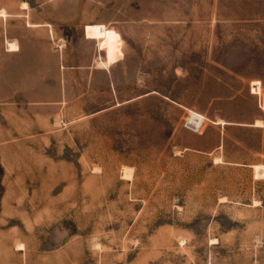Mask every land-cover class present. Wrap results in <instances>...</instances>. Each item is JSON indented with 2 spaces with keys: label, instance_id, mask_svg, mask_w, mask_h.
<instances>
[{
  "label": "rangeland",
  "instance_id": "374dc122",
  "mask_svg": "<svg viewBox=\"0 0 264 264\" xmlns=\"http://www.w3.org/2000/svg\"><path fill=\"white\" fill-rule=\"evenodd\" d=\"M29 10L51 38L13 56ZM99 52L113 85L69 66ZM236 74L264 82V0H0V264H264V85Z\"/></svg>",
  "mask_w": 264,
  "mask_h": 264
},
{
  "label": "crops",
  "instance_id": "0c3cea01",
  "mask_svg": "<svg viewBox=\"0 0 264 264\" xmlns=\"http://www.w3.org/2000/svg\"><path fill=\"white\" fill-rule=\"evenodd\" d=\"M27 16H28V23L25 25L27 27H36V28H34V29L24 28L25 30H23L21 34H17V35L12 36L11 38H8L6 40V41H13L17 45H19L18 48L15 50H7L6 45H5V48H3L5 51H7L8 53H11L13 56L24 57L26 54L28 56H30V53H35V52L40 53V50H43V49L46 50L47 49V38L48 37L51 38V32L49 30V27H50L49 23H43V22L37 21L35 18V14L31 10L28 11ZM6 41L4 40L5 44H6ZM70 45H71L72 50H77L78 47H85V48L91 49L97 45V41L94 38L86 37L84 35V29L82 27V30H80V32H79V35L77 36V38L74 41L71 42ZM54 46H55V44H54ZM54 46H53V48H51L52 51L55 52V54H52L53 59L56 57L57 53H58L59 59H61V57H62L61 51H62L63 45H58V49H55ZM98 50H99V48H96L97 52H98ZM54 52H51V53H54ZM63 56H64V60L67 62L68 61V58H67L68 55L64 54ZM104 59H105L104 53L101 55L99 52V55H97V57H87V58L77 57V60L81 61V63H79V64L77 63L74 66H72V65H69V66L74 67L75 69L80 70V71L86 70L89 81L92 78V75L94 73L99 72V73H101V75L103 76V78L105 79V82L107 84L113 85L114 84L113 74H114L115 69L120 66L121 58L116 57L113 61L109 62L106 65L97 64L98 61L101 62ZM140 75H142V72H140ZM235 77L237 79L242 80V81L246 80L248 82L252 79L254 81L260 80L259 84L264 85V82L256 74H249V75L236 74ZM251 82L252 81H250V83ZM54 83L57 84V81ZM139 87H142V81L141 80L139 82ZM151 92H155V91H153V90L148 91L145 89L143 91H140V93H137L134 96L129 97L123 101H129L131 99L147 95ZM259 103H260V98H259ZM187 110H191V109L187 108ZM197 113H199L203 116V113H200V112H197Z\"/></svg>",
  "mask_w": 264,
  "mask_h": 264
},
{
  "label": "bare ground",
  "instance_id": "6f19581e",
  "mask_svg": "<svg viewBox=\"0 0 264 264\" xmlns=\"http://www.w3.org/2000/svg\"><path fill=\"white\" fill-rule=\"evenodd\" d=\"M7 48H8L7 50H15L18 47H17V45L10 43V44H8ZM110 59H111L110 55L106 54V60L109 61Z\"/></svg>",
  "mask_w": 264,
  "mask_h": 264
},
{
  "label": "trees",
  "instance_id": "16d2710c",
  "mask_svg": "<svg viewBox=\"0 0 264 264\" xmlns=\"http://www.w3.org/2000/svg\"><path fill=\"white\" fill-rule=\"evenodd\" d=\"M230 126H233V125H230ZM236 128L239 129L240 128L239 125Z\"/></svg>",
  "mask_w": 264,
  "mask_h": 264
},
{
  "label": "built area",
  "instance_id": "2783aa9c",
  "mask_svg": "<svg viewBox=\"0 0 264 264\" xmlns=\"http://www.w3.org/2000/svg\"><path fill=\"white\" fill-rule=\"evenodd\" d=\"M189 123V122H188ZM194 127V126H193ZM197 127V126H196Z\"/></svg>",
  "mask_w": 264,
  "mask_h": 264
}]
</instances>
